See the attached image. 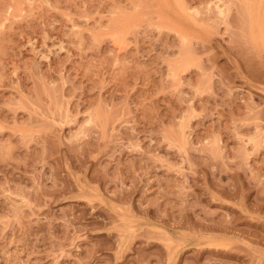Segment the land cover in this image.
<instances>
[{
	"label": "rangeland",
	"instance_id": "1",
	"mask_svg": "<svg viewBox=\"0 0 264 264\" xmlns=\"http://www.w3.org/2000/svg\"><path fill=\"white\" fill-rule=\"evenodd\" d=\"M0 264H264V0H0Z\"/></svg>",
	"mask_w": 264,
	"mask_h": 264
}]
</instances>
